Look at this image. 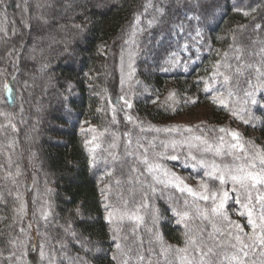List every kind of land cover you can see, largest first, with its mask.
Segmentation results:
<instances>
[{
	"label": "trees",
	"instance_id": "1",
	"mask_svg": "<svg viewBox=\"0 0 264 264\" xmlns=\"http://www.w3.org/2000/svg\"><path fill=\"white\" fill-rule=\"evenodd\" d=\"M22 2L29 26L25 41H36L28 46L27 41L20 42L23 27L14 16V2L0 0V264H180L177 249L185 247V227L177 223L174 209H182L185 198L191 199L175 187L157 186L141 160L132 161L135 151L122 145L130 142L126 135L136 134V128L122 120L121 112L117 119L109 118L113 112L110 105L117 104L108 98L110 90L118 89L111 86L117 78L114 63L128 47L139 52L149 44L153 46L147 58L152 70L145 75L132 73L133 85L127 87L131 89L130 97L127 90L124 103H120L128 110L130 120L141 126L139 135H134L141 146L134 149L140 159L145 150L154 156L149 160L165 163L170 160V140L182 137L189 141L194 133L210 144L223 137L220 142L224 144L229 133L236 132L249 157L264 153V89L257 88L256 71L259 68L264 73V0ZM48 19L54 21L49 33L43 32L47 31L43 21ZM199 32L200 42L187 40L190 56L186 73L171 63L170 55L182 39ZM44 35V41L37 40ZM65 37L71 44L65 43ZM48 50L50 54L44 60L42 54ZM28 72H33L32 77L23 81L21 75ZM46 73L50 80L44 77ZM42 79L47 80L43 82L44 96L34 103L32 99L39 89L34 84ZM144 86L151 93L147 94ZM254 89L261 100L259 107L244 103L245 93ZM139 91L141 99L131 96ZM15 95L25 101L27 108L20 117L23 119L18 117L19 123L14 116L19 101ZM202 104L208 108L207 124L193 133L166 124ZM35 107L36 116L32 110ZM8 110L11 113L6 117ZM91 125L111 131L108 135L95 134L92 139ZM220 129H225L224 135ZM115 138L120 141L114 150ZM177 144V148H184L181 142ZM207 156L189 153L175 163L197 169L194 179L201 180L205 177L200 173L206 168L197 160L207 161ZM218 156L228 166L246 163L226 149ZM113 157H118L116 162ZM133 167L135 172L131 171ZM32 173L35 185L31 189ZM207 182L219 186L218 180ZM148 185H153L156 192ZM224 188L227 190L226 184ZM167 192L172 195L171 202L164 197ZM255 197L253 190V202ZM37 200L44 203L42 208L35 206ZM240 200L235 211L227 202L226 211L230 220L243 229L240 235L247 242L252 228L246 212L238 214L245 211L242 204L247 203L243 190ZM21 203L25 206L22 219L16 211ZM199 203L204 205L203 201ZM259 210L255 205L257 214ZM45 212L47 219L42 216ZM109 212L121 217L113 222ZM133 215L141 219H132ZM48 221L59 225L50 226ZM137 221L143 225L141 230ZM187 223L193 234L201 225L198 219ZM204 226L206 237L211 228L207 222ZM57 238L62 247L54 244ZM216 242H226L218 252L230 255L234 251L230 245L236 241L227 234L208 241ZM41 244L46 253L43 261ZM260 251L257 248L250 253L249 259L259 261ZM220 258L223 260V256Z\"/></svg>",
	"mask_w": 264,
	"mask_h": 264
},
{
	"label": "snow or ice",
	"instance_id": "2",
	"mask_svg": "<svg viewBox=\"0 0 264 264\" xmlns=\"http://www.w3.org/2000/svg\"><path fill=\"white\" fill-rule=\"evenodd\" d=\"M247 15V13H245ZM46 22V21H45ZM259 27V26H258ZM127 43V41H126ZM258 75V85L257 88L264 89V73L261 72L259 68L256 69ZM229 78L226 76L225 80ZM123 83V81H122ZM250 83V82H249ZM5 90H8V85H4ZM207 90V89H206ZM229 96H232V92L228 93ZM245 96L247 99L244 101L245 105L251 104L255 107L261 105V100L257 99L256 90L254 89L251 92H246ZM123 99V97H121ZM262 99H264V94H262ZM215 102V101H214ZM128 107L131 108L132 105L130 102L125 101ZM248 111L247 108L244 109ZM235 114V113H233ZM115 120V117L113 118ZM126 119H131V117H126ZM248 121H245L247 123ZM175 131V129H171ZM185 132H191L192 129L185 128ZM221 132H224L225 129H220ZM235 141L228 145L229 155H233L235 159H241L239 156H235V150L237 152H244V146L240 142L239 134L236 132L229 133ZM191 139L200 141L202 144H206L204 151L211 152L213 151V145L207 143L200 136L192 137ZM220 140L223 141V137H220ZM186 142H188L186 140ZM175 146L176 142H172ZM195 147V145H191ZM167 147V145H165ZM223 144L215 148L216 155H222ZM128 155H133L129 152ZM163 155V154H159ZM171 160H177L178 156L170 155L167 157ZM195 159V157H191ZM243 159L246 163L243 164H233L231 166L225 165L223 168L216 163H212L210 170L205 171L204 177L198 182L199 191L193 189L187 185L179 176L175 173L164 169L157 161L149 160L147 152L141 159V163L145 165V171L151 175L152 180L156 184H163L165 187L172 186L175 187L177 191L186 193L188 197H192L191 203L188 199L185 198L183 208L174 209V214L178 217L177 223L183 224L185 227V247L183 249H177L178 259L180 264H224V261H227V264H264V153L256 152L255 155L247 156L245 155ZM197 163L208 169L209 164L204 159L197 160ZM132 172L136 171V168L131 169ZM163 175L164 179H161ZM218 180L219 186L217 187L214 184H210L208 180ZM231 182L232 191L237 192L236 203H241L240 194L241 190L246 194L247 203H243L242 207L245 211H241L238 214L243 216L245 212L248 217V225L251 226L252 232L248 235L247 242L240 235L243 232V229L240 228L239 224H236L234 221H231L227 211L226 204L230 199L229 191L224 188V185ZM153 193L156 192V188L153 185H148ZM256 191L255 202H253L252 191ZM203 201L204 205L202 206L199 202ZM255 205H259V214L255 211ZM24 204L21 203L20 207L16 210L17 215L22 219L24 214ZM44 219H47V213L42 214ZM112 213L109 212V219L111 218ZM132 219L139 220L141 217L133 215ZM198 219L201 221V225L196 226L195 234L189 229V220ZM204 222H207V225L210 226L211 230L207 231V236L205 237V226ZM31 227V225H29ZM228 229L225 233V229ZM236 231L233 232L232 229ZM24 231L23 229L21 230ZM227 234L231 239L236 241L235 244H231L230 247L234 251L228 255L225 253L218 252V248L224 247L226 242H216L214 244H209L208 241H216L217 236H223ZM15 243V242H13ZM21 244H24L25 241H20ZM120 245L117 244V248ZM261 249L260 257L261 259L257 261L255 258L249 259L250 253H253ZM182 253V255H181ZM46 253L44 251V245H40V260L45 259ZM223 256V260L220 258ZM115 260L116 257L113 256ZM141 260L144 258L141 256Z\"/></svg>",
	"mask_w": 264,
	"mask_h": 264
},
{
	"label": "rangeland",
	"instance_id": "3",
	"mask_svg": "<svg viewBox=\"0 0 264 264\" xmlns=\"http://www.w3.org/2000/svg\"><path fill=\"white\" fill-rule=\"evenodd\" d=\"M13 2H14V9H15V11H14V16H15V18L17 19V22H21V25H22V27H23V30H21V32H22V35H20V42L21 43H23V42H26L25 41V37H26V34H27V28L29 27L28 26V20L26 19V13H25V9H24V3L22 2L23 0H12ZM65 14V13H64ZM54 21H51V20H47L46 22H44L43 21V23H44V28L45 29H47V31L46 30H44L43 32H47V33H49V32H51L50 30L52 29V27H51V25H52V23H53ZM61 22H59V24H60ZM62 24V23H61ZM43 25H41V27H42ZM46 26V27H45ZM57 29H59V28H57ZM59 32V31H58ZM62 33V31H60V34ZM254 33H257L256 31H254ZM29 35H30V33H29ZM39 35V34H38ZM48 35V34H47ZM47 35H44V36H40V37H38L37 38V40H39L40 42H42V41H44L45 39L44 38H46L45 36H47ZM62 37V35H60V38ZM32 38H33V36H32ZM188 38H192V39H194L195 41H199L200 42V38H201V32H199V33H197V34H193V35H191V36H189V37H186V38H184V39H182V41H181V45L179 46V48H176L173 52H172V54L170 55V61H171V63L172 64H178L186 73L187 72H189V64H188V62H187V59L189 58V56H190V51H189V49L187 50V48H188ZM65 39H66V44H68L69 45V43L71 44V42H70V40L68 41L67 40V37H65ZM28 40H30V39H28ZM34 40V39H33ZM257 42H259L258 40H257ZM36 43V41L34 40V41H32L31 40V43H30V41H27L26 43H25V46H28V45H32V44H35ZM152 48H153V46L151 45V44H149V45H147L146 47H144V48H142L139 52H135L132 48H130V47H128V48H126L124 51H123V53H122V57H118L117 59H116V61H115V63H114V67L116 68V76H117V78L115 79V80H113L112 82V85L111 86H115V88L117 89V87H118V89L117 90H115V91H112V90H110L111 91V95H109V92H108V98H109V100L113 103V101H115V102H117V104L116 105H110V109L111 108H113V112L111 113H109L110 114V116L112 115V117H109L110 119L112 118H114L115 117V119H117V114L118 115H120L119 113L121 112V116H122V120L123 121H127L128 123H129V126L130 127H134V125H135V132H136V134L134 133V134H132L131 132L128 134V135H126V137H128L129 138V141L130 142H127L128 144H123L122 143V145L124 146V148H126L127 150L129 149V150H131L132 152H134L135 151V153H134V159L132 160V161H138V160H141L140 159V155H138L139 154V152H138V150H134V149H137V147L138 148H141V146H140V144L138 145V139H137V141H136V139L134 138V135H135V137H136V135H139V132L141 131V126L138 124V123H136L135 121H134V119H132V120H129V119H126V117H129V113H128V110L127 109H124L123 108V106L120 104V103H124V100H125V98H124V93L126 94V92H127V90H129V92H127V95L130 97V90L131 89H127V87H130V86H132L133 85V79H134V76L132 75V73H134V72H139V73H142V74H146V73H148L149 71H151L152 70V68H150V64L148 63V60H147V58H148V56H149V54H150V52H151V50H152ZM49 50L48 51H46L45 52V54L43 53L42 54V57H43V59L44 60H46L48 57L47 56H45V55H48L49 56ZM255 56V55H254ZM34 72V71H33ZM33 72H28V75H21L22 77H23V81H25V80H28V78H31L32 76L30 75V74H32ZM36 74L38 73V72H35ZM48 73H49V71H48ZM44 77L46 78V79H51L50 78V76H48V74L46 73V75H44ZM49 77V78H48ZM43 78V77H42ZM45 79V81H44V79H42L43 81H38L36 84H34V86L36 87V86H38L39 87V89L37 90V94H38V96H35L36 98H35V100H34V98L32 99L33 100V102L34 103H36L37 102V100H38V98H39V96H44V93H43V86H44V83L43 82H46L47 80ZM23 81H21V82H19L20 84H21V86H22V82ZM122 81H124L123 83H122ZM31 83V82H30ZM146 84V83H145ZM18 85V84H17ZM141 85H143V83H142V81H141ZM14 86H16V85H14ZM22 88V87H21ZM144 89H146L145 90V92L148 94V92H150L149 90H147L148 88H146L145 86H144ZM19 90H20V88H19ZM120 90V92H118ZM20 93V92H19ZM114 93L115 94H117L116 96H114ZM151 93V92H150ZM134 97H133V96ZM142 93H140V91L139 92H137L136 93V96H135V92L134 93H132L131 94V96L133 97V98H137V99H141V97H142ZM16 96V95H15ZM15 96H12L11 97V99L12 98H15ZM121 97H123V99H121ZM114 98H115V100H114ZM117 98H119V100H117ZM16 99H18V96H16ZM37 99V100H36ZM19 101H18V105L16 106V108H14V116H16L17 117V122L19 123V121H18V117L20 118L21 117V115L24 113V111H25V108H26V105H25V101H21V99H18ZM163 100H164V97H163ZM167 100V99H166ZM118 101H120V102H118ZM32 102V103H33ZM193 102H197V100L195 99V101H193ZM27 104V103H26ZM30 105L29 104H27V107H29ZM36 108L37 107H35L34 109H32L33 110V112H34V110H36ZM27 109V108H26ZM24 110V111H23ZM17 112V113H16ZM8 113V114H7ZM11 112H10V110H8L7 112H5V114H6V117H8V115L10 114ZM132 113V112H131ZM131 113H130V115H131ZM34 114H35V116H36V112H34ZM208 114V108H207V106H206V104H202V105H197L196 107H192L187 113H184V114H182V115H179L178 117H175V118H173L172 120H170V121H168L166 124L167 125H169V126H179V127H182L183 129H185V128H190V129H192V131H195V129H197V128H200V127H203V124H207V120H206V115ZM2 117H3V114H2ZM21 119H23V118H20V120ZM120 120V119H119ZM119 122H121V121H119ZM34 124H37L38 125V123L36 122V123H34ZM138 125V126H137ZM89 127H93V131H92V139H93V137H94V135L96 134H98V135H101V134H109V132L111 131L108 127H107V129H105V128H103V129H100L99 127H97V125H91V126H89ZM104 127V126H103ZM130 130H131V128H130ZM189 132V133H193V132ZM2 133V132H1ZM219 133L220 134H222V135H224L223 134V132H220L219 131ZM190 135H192L190 138H192L193 137V135H195V133L194 134H190ZM196 136V135H195ZM194 136V137H195ZM125 137V138H126ZM119 141H120V139L119 138H115V145L114 146H112L113 147V149L115 150V146L117 145V143H119ZM173 141H176V144H175V146L173 145ZM228 142H226L225 141V143L223 144V149H222V151L224 152V150L226 149L228 152H229V148H228V145L229 144H231V143H235V141H233V139H232V137L230 136L229 137V139L227 140ZM145 142V141H144ZM177 142H181L182 144H183V146H184V148L183 149H180V148H177ZM212 143V145H213V151H211V152H207V151H204V147L202 146V143H199V141H197V140H194V139H190L189 141H188V143L186 142V140L185 139H183L182 137L181 138H176V139H172V140H170V144H169V148H168V153H171V155H176V156H178V159H180V158H182V156H184V157H186V155H188L189 153H196V154H198V153H201V154H204L205 156H206V154H208V156L207 157H204V158H206L207 159V161H209V168L208 169H206V170H210V166H211V164L214 162V163H216L217 165H220L222 168H223V165H225L224 164V161H221V158H219V156L218 155H216L215 154V148L217 147V146H220L221 145V142H220V140H219V138L217 139V142H215L216 144H214V142H211ZM145 144L146 145H148V142H145ZM135 145H137V146H135ZM191 145H195V147H192ZM157 146V145H156ZM158 146H161V147H163L162 145H160V143L158 144ZM164 150V149H163ZM166 150H167V148H166ZM177 151V152H176ZM231 151H233V152H235V154L236 155H238V154H241V156L239 155V157H244L245 155H247L248 156V154L245 152H243V153H241V152H237V151H235V150H231ZM147 152V151H146ZM148 153V158L149 159H153V154L151 155V153H149V152H147ZM238 153V154H237ZM145 154V150L143 151V154L142 155H144ZM243 154V155H242ZM216 157V158H215ZM117 158L118 157H113V161L114 162H116V160H117ZM178 159L177 160H169V161H166L165 163L164 162H162V160L161 159H159V164L164 168V169H167L168 171H170V172H172V173H175L177 176H179L187 185H189L190 187H192L193 189H196V190H200L199 189V187H198V182L200 181L199 179H194V176H196L195 175V173H197L196 171H197V169L196 170H190V167H189V165H188V167L187 166H185V167H183L182 165H178L177 163H175L176 161H178ZM112 160H110V161H112ZM241 160H243V159H241ZM179 162H181L180 160H179ZM183 165H187V164H185V163H183V162H181ZM239 163V162H238ZM237 163V164H238ZM240 164V163H239ZM132 164L130 163L129 164V167L131 166ZM205 170V171H206ZM194 172V173H193ZM203 172V173H202ZM205 172H204V170L203 171H201V173L200 174H204ZM34 176H35V174L34 173H32L31 174V178H30V187L31 186H33V185H35V179H34ZM150 177H151V175H150ZM161 179H164V177H163V175H161ZM157 186H159V185H161V184H156ZM227 185V190L229 191V196H230V199L228 200V203H231L232 204V206H233V209H234V207H236L237 208V203H236V198H237V194H236V192H234V191H232L231 189H232V184H231V182H229V183H227L226 184ZM165 187V186H164ZM170 187H172V186H170ZM158 189H161L162 188V186H160V187H157ZM165 188H167V187H165ZM31 189H32V187H31ZM146 191V190H145ZM147 193H149L150 194V192L149 191H147ZM158 195V194H157ZM154 197L156 196V194H154L153 195ZM158 196H160V195H158ZM164 197H166L167 198V200L169 201V202H171L172 201V195H171V193H169V192H167V194L165 193L164 194ZM188 197V196H187ZM156 198V197H155ZM188 198H190L191 199V201H192V197H188ZM191 201H189L190 203H191ZM44 205V203H41V202H39L38 200L36 201V204H35V206L36 207H38V209L41 207L42 208V206ZM234 211H235V209H234ZM32 213H33V217L34 218H36L34 215V211H32ZM32 216V215H31ZM119 217H121V215L120 214H117V213H115V215H113L112 214V220L111 221H115L117 218H119ZM33 219V218H32ZM124 220V219H123ZM49 222V221H48ZM137 223H138V225H139V230H141L142 228H143V225H140L139 224V222L137 221ZM49 225L50 226H54V227H57V225H59V223H54L53 221H52V223L51 222H49ZM39 233V232H38ZM64 239V238H63ZM54 244L56 245V246H60V247H62L63 246V243H62V241H59L58 240V238L57 239H55L54 241ZM119 256H120V254H119ZM169 256V255H168ZM118 258H120V257H118ZM168 257H166V259H167ZM170 258V257H169ZM136 263V262H135ZM141 263V262H140ZM139 263V264H140ZM83 264H85V261H84V263ZM86 264H87V261H86Z\"/></svg>",
	"mask_w": 264,
	"mask_h": 264
}]
</instances>
